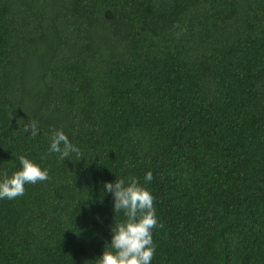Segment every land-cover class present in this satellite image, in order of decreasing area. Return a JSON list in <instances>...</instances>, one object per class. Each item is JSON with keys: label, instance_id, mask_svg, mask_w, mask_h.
Returning <instances> with one entry per match:
<instances>
[{"label": "trees", "instance_id": "1", "mask_svg": "<svg viewBox=\"0 0 264 264\" xmlns=\"http://www.w3.org/2000/svg\"><path fill=\"white\" fill-rule=\"evenodd\" d=\"M20 155L50 178L0 199V264H96L131 177L151 264H264V0H0V180Z\"/></svg>", "mask_w": 264, "mask_h": 264}, {"label": "clouds", "instance_id": "2", "mask_svg": "<svg viewBox=\"0 0 264 264\" xmlns=\"http://www.w3.org/2000/svg\"><path fill=\"white\" fill-rule=\"evenodd\" d=\"M38 122L30 120L24 125V132L32 137L39 134ZM49 154L58 153L59 159L66 160L75 153L77 160L82 158L80 149L72 144L62 130H53L50 136ZM22 168L10 177L7 173L0 180V199H15L23 196L26 184L47 181L49 171L24 155L19 156ZM146 181L151 182L153 174L147 172ZM105 189L114 195V211H123L126 220L113 226L111 243L105 247L96 264H151L156 245L153 242V229L163 227L158 221L154 206V196L135 177L126 185L123 179L108 182Z\"/></svg>", "mask_w": 264, "mask_h": 264}]
</instances>
